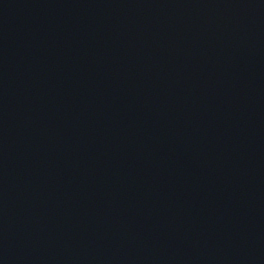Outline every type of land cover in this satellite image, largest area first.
<instances>
[{"label":"water","instance_id":"95a60500","mask_svg":"<svg viewBox=\"0 0 264 264\" xmlns=\"http://www.w3.org/2000/svg\"><path fill=\"white\" fill-rule=\"evenodd\" d=\"M112 0H0V264H109Z\"/></svg>","mask_w":264,"mask_h":264}]
</instances>
